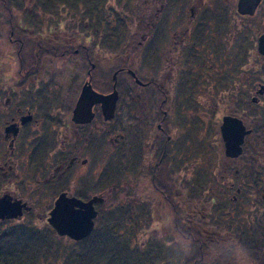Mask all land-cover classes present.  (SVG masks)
Returning <instances> with one entry per match:
<instances>
[{"label": "flooded vegetation", "instance_id": "af4514ba", "mask_svg": "<svg viewBox=\"0 0 264 264\" xmlns=\"http://www.w3.org/2000/svg\"><path fill=\"white\" fill-rule=\"evenodd\" d=\"M121 3L100 22L88 7L84 34L55 13L35 55L28 40L0 46V200L22 212L0 226H49L61 194L101 200L94 229L113 207L156 221L139 209L177 202L187 216L205 190L264 214V0ZM85 90H115L114 108L79 105Z\"/></svg>", "mask_w": 264, "mask_h": 264}, {"label": "trees", "instance_id": "16d2710c", "mask_svg": "<svg viewBox=\"0 0 264 264\" xmlns=\"http://www.w3.org/2000/svg\"><path fill=\"white\" fill-rule=\"evenodd\" d=\"M67 1L78 6L80 3L87 7L99 6L94 0ZM210 193L191 196L202 200L195 203L194 210L191 209L187 216L177 202L166 206L169 217L160 211L163 224L169 223L172 228L169 242L158 232L163 224L157 215L156 221H137V212L132 207L126 210L113 207L115 209L105 219L96 223L94 231L79 242L57 237L47 225L41 229L13 225L1 230L0 264H155L154 253L165 255L175 239L189 247L188 254L178 264H264V214L252 213L245 218L242 215L245 209L240 203L212 202L219 198ZM139 211L146 212L145 216L152 214L151 207ZM110 230L116 234L118 244L108 247V253L96 255L98 246L104 245L105 236L109 238ZM138 236H143L146 242L139 244ZM51 238L69 242L74 250L67 251L61 244L51 246ZM126 241H133L135 249L128 248L124 244Z\"/></svg>", "mask_w": 264, "mask_h": 264}, {"label": "rangeland", "instance_id": "374dc122", "mask_svg": "<svg viewBox=\"0 0 264 264\" xmlns=\"http://www.w3.org/2000/svg\"><path fill=\"white\" fill-rule=\"evenodd\" d=\"M89 0H86V2H88ZM97 1L99 4L98 8H94V12H93V17L94 19H98V21H101V17H103V14L106 13L108 14V16L113 14V8L120 7L122 5V1H127V0H94ZM102 4V5H101ZM80 6H78L75 2H70L67 0H0V24L2 25L0 27V31L2 32V30L6 33L3 35L2 39L0 40V46H2L6 52V50H8L9 47V43H8V39L12 38L14 39H18L23 40V41H27V48L29 49L28 53L31 52L32 54H37L38 52L35 51V45H37V43H40L41 39H45V38H41V35L44 36V29L47 28H51V24L52 20H56L57 19V15L55 13L60 12V15L65 16V24L67 29H73L75 28L76 30H79L82 34L85 33V23L87 21V19L89 17H86L89 12H88V7L86 5H83L82 3L79 4ZM2 7H9L13 10L14 13V19H13V36H10L9 34V28H3V21L5 20L3 18V8ZM25 9L28 10V13H30V16L23 15L21 13V10H23V12H25ZM62 9H64L65 11H63ZM16 10L18 13L15 14ZM70 17H73L75 19H77L78 25L77 27H72L70 26V21L68 20ZM22 21V28L17 26V24H19L18 20ZM93 19V20H94ZM50 25V26H48ZM74 30H69L70 32L74 33ZM28 30V31H27ZM28 36V37H26ZM45 37V36H44ZM52 38V37H51ZM20 45V42L17 43V46ZM16 46V47H17ZM27 54V53H23L22 55ZM54 84H56L55 82H53ZM23 96H27L26 94H24ZM22 101V99L20 100ZM207 192V190H205V193ZM211 194V193H210ZM161 206L164 207V209H161ZM33 209L35 210V212H40V213H44L45 211H47L49 208H45V206H43L40 202L36 203V205L33 207ZM113 209L115 208H107V210H103L102 213H105V215H107L108 213H110ZM152 211H154V213H157V217L160 219V222L163 224L164 223V218L161 214L160 211H163V215L168 216L169 217V210L167 209V207H165L164 205L161 204H155L154 208H152ZM243 216L245 218H248V216H250L252 214V212L248 213L246 211L242 212ZM245 213V214H244ZM233 216L236 214L235 211L232 212ZM31 215V214H29ZM102 214L100 213L99 217L97 218V220L99 219L98 222L101 221V216ZM232 216V217H233ZM30 217V216H28ZM157 218V219H158ZM108 219H106L107 221ZM109 220H111L109 218ZM108 220V221H109ZM27 221V222H26ZM26 221H24V225H32L35 226L37 228H43L44 225L43 223H41L40 221L34 220V219H27ZM97 223V222H96ZM17 225V224H15ZM21 225V224H20ZM13 226V225H11ZM157 226H159L157 224ZM154 228H157L156 226L153 225ZM6 228H8L7 226H0V231L1 230H5ZM106 230H104L103 232L105 233ZM172 228L171 225L169 223H165L161 226V228L159 229V233L160 235H162L166 240V242H169L170 240L168 238L171 239V237L173 236L172 233ZM119 232V231H118ZM109 238L107 239V235L105 236L104 240V245L102 246H98V249L96 250V255L97 254H106L108 253V247H112V246H116L118 244V239H116V234L110 230V233L108 234ZM118 235V234H117ZM120 235V234H119ZM146 237V236H145ZM139 240V244H143L145 243V238L143 236H138L137 237ZM148 238V237H146ZM51 246L57 244L58 246L63 245L64 248H67V251L70 250H74L73 246L71 247V244L67 241H61L58 240L56 238H51ZM148 240V239H147ZM124 244L131 249H135V244L133 241H126L124 242ZM170 246V250H168V252L165 253V255H157L154 253V260H155V264H178L179 260L182 259L185 255L188 254L189 252V247L186 244H180L179 241L177 239L171 241V243L169 244ZM55 247V246H53ZM115 251V250H114ZM64 251H61V253ZM116 252V251H115ZM136 254V253H135ZM137 255V254H136ZM95 256V255H92ZM91 256V257H92ZM158 256V258H157ZM90 257V258H91ZM57 260V259H56ZM54 260L53 262L55 263Z\"/></svg>", "mask_w": 264, "mask_h": 264}, {"label": "water", "instance_id": "95a60500", "mask_svg": "<svg viewBox=\"0 0 264 264\" xmlns=\"http://www.w3.org/2000/svg\"><path fill=\"white\" fill-rule=\"evenodd\" d=\"M263 41V40H262ZM87 90L83 91L78 104H82L95 96L100 103H109L110 108H114L117 101V93L114 90L107 97L92 95ZM230 142L226 141L227 152L230 153ZM101 202L97 197H93L87 202H82L75 198H67L61 194L55 201L53 208L48 213L47 224L55 231L60 238H67L73 242L86 239L94 230V220L97 217L95 204ZM20 206L9 204L5 200H0V220L16 219L21 217Z\"/></svg>", "mask_w": 264, "mask_h": 264}]
</instances>
